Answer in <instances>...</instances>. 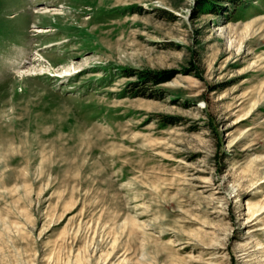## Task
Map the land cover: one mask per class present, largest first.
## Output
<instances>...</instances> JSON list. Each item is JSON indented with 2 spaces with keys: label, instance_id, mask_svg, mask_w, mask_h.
<instances>
[{
  "label": "rangeland",
  "instance_id": "rangeland-1",
  "mask_svg": "<svg viewBox=\"0 0 264 264\" xmlns=\"http://www.w3.org/2000/svg\"><path fill=\"white\" fill-rule=\"evenodd\" d=\"M0 264H264V0H0Z\"/></svg>",
  "mask_w": 264,
  "mask_h": 264
},
{
  "label": "trees",
  "instance_id": "trees-1",
  "mask_svg": "<svg viewBox=\"0 0 264 264\" xmlns=\"http://www.w3.org/2000/svg\"><path fill=\"white\" fill-rule=\"evenodd\" d=\"M143 78V80L144 81H152V82H155V83H158V82H165V80H166V78L165 77H162V76H160V75H158V74H155V73H153V72H151V73H146L144 76H142ZM137 85H139V84H137Z\"/></svg>",
  "mask_w": 264,
  "mask_h": 264
}]
</instances>
